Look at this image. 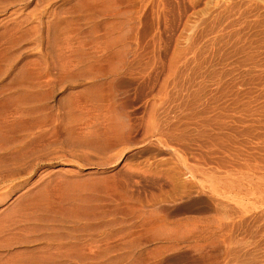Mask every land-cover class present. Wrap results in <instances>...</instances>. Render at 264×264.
I'll use <instances>...</instances> for the list:
<instances>
[{
  "label": "rangeland",
  "instance_id": "374dc122",
  "mask_svg": "<svg viewBox=\"0 0 264 264\" xmlns=\"http://www.w3.org/2000/svg\"><path fill=\"white\" fill-rule=\"evenodd\" d=\"M0 264H264V0H0Z\"/></svg>",
  "mask_w": 264,
  "mask_h": 264
}]
</instances>
